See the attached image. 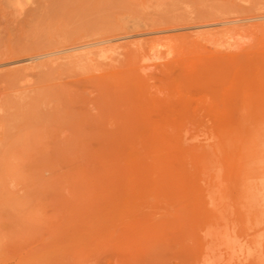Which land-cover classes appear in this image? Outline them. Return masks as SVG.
Here are the masks:
<instances>
[{"label": "rangeland", "instance_id": "obj_1", "mask_svg": "<svg viewBox=\"0 0 264 264\" xmlns=\"http://www.w3.org/2000/svg\"><path fill=\"white\" fill-rule=\"evenodd\" d=\"M40 1L0 0V264H204L225 225L264 264V0Z\"/></svg>", "mask_w": 264, "mask_h": 264}, {"label": "bare ground", "instance_id": "obj_2", "mask_svg": "<svg viewBox=\"0 0 264 264\" xmlns=\"http://www.w3.org/2000/svg\"><path fill=\"white\" fill-rule=\"evenodd\" d=\"M39 1V0H38ZM43 0H41L40 2H42ZM47 1V0H46ZM45 1V2H46ZM57 1V0H56ZM55 1V2H56ZM99 1V0H98ZM102 1L103 0H101V3L99 4V6H102V5H104L103 3H102ZM44 2V3H45ZM54 2V1H53ZM65 2V1H64ZM64 2H60V6H62L63 5V3ZM67 2H68V5L69 4H71V5H69V6H73V2L74 1H72V0H67ZM66 2V3H67ZM70 2H72V3H70ZM75 2H78V1H76L75 0ZM74 2V3H75ZM84 2L86 3V1L84 0ZM100 2V1H99ZM47 3V2H46ZM61 3H62V5H61ZM84 3V4H85ZM88 3H90V2H88ZM58 4H59V2H58ZM102 4V5H101ZM52 5V4H51ZM55 5V4H54ZM64 5H66L65 3H64ZM63 5V6H64ZM39 6V5H38ZM45 6V5H44ZM60 6H56V8H60V10L58 9V12H61V9H62V7H60ZM68 6V7H69ZM87 6H89V4L87 5ZM53 7V6H52ZM90 7V6H89ZM88 7V8H89ZM96 7H98V6H96ZM95 7V9H93V10H95V12H96V10L98 9V8H96ZM19 8V7H18ZM56 8L54 9V11L57 13V10H56ZM64 8H66V6L64 7ZM78 8V7H77ZM102 9V7H99V10H101ZM104 11H105V6H104ZM83 10H85V13L83 14V13H81V17H80V19H83V24L84 23H86V27L88 28H93V31H94V27L92 26L94 23H97V26L100 28H104V26H103V24H105V20H104V18H103V16L105 15V12L104 11H100V13H102V12H104V14L103 15H99L98 16V14H95V12H93V11H90V12H88L89 10L87 9H83ZM63 11V10H62ZM73 11V10H72ZM77 11V10H76ZM78 11H79V9H78ZM45 12V11H44ZM49 12V11H48ZM70 12H71V10L69 11V12H66V14H70ZM87 12V13H86ZM46 13V12H45ZM91 13H93V16H92V14ZM59 14V15H58ZM57 15L58 16H60L61 15V13H58ZM63 15H65L66 16V18H68L67 17V15L66 14H64V13H62ZM84 15V17L82 18V16ZM87 14L89 15V16H87ZM91 14V15H90ZM63 15L61 16V19H62V17H63ZM96 15V16H95ZM50 16V15H49ZM52 16V15H51ZM73 16V15H72ZM85 16H87V18L85 17ZM90 16H92V17H90ZM95 16V17H94ZM89 17V18H88ZM52 18H54V17H52ZM64 18V17H63ZM66 18H64V19H66ZM85 18H86V20H85ZM71 21L72 20H74V18L72 19V18H69ZM68 19V20H69ZM52 20V19H51ZM63 20V19H62ZM67 20V19H66ZM67 20V21H68ZM97 20V21H96ZM60 22H61V20H59ZM66 21V22H67ZM67 22V24L69 23H72V22ZM86 21V22H85ZM236 20H231V21H226L225 23H231V22H235ZM50 22H52V21H50ZM64 22H65V20H64ZM81 22V21H80ZM82 23V22H81ZM81 23H79L78 22V24H76V23H73V25L74 24H76L77 25V27L78 26H81V27H85V26H83V25H80ZM98 23H99V25H98ZM54 24V23H53ZM67 25V28H68V26H70V25ZM223 24V23H222ZM51 25V24H50ZM72 24H71V26H73ZM210 25V24H209ZM76 26H74V28H75ZM96 27V26H95ZM98 27H97V30H98ZM70 28V27H69ZM68 28V29H69ZM72 29H73V27H71ZM101 28L99 29V30H101ZM60 29V28H59ZM62 31H60V32H63V29H61ZM65 30H66V27H65ZM75 30H77V31H75ZM74 31H75V34L78 32H80L81 31V29H79V27H78V29L76 28ZM80 30V31H79ZM227 30V29H226ZM69 30H66V32H68ZM73 31V30H72ZM84 33H85V35L89 32L88 31V29L86 30V32L84 31V29L82 30ZM229 31V30H228ZM241 31V30H240ZM70 32H71V30H70ZM231 32H232V30H231ZM239 32V31H238ZM77 33V34H78ZM90 33L92 34V31H90ZM217 33V32H216ZM233 33V32H232ZM243 33V32H242ZM67 34V33H66ZM69 34V33H68ZM71 34V33H70ZM73 34V33H72ZM89 34V33H88ZM237 34V33H236ZM235 34V32H234V34L233 35H229V38L232 40V42H231V40H230V44H228V45H225L226 43H224V48L225 47H227V46H229V49H232V48H240L241 47V42L242 41H240L239 39H241L238 35H236ZM244 34V33H243ZM100 35V34H99ZM240 35V34H239ZM77 36V35H76ZM82 36V35H81ZM223 36V35H222ZM227 36H228V33H227ZM72 37V36H71ZM92 37V36H91ZM98 37V36H97ZM215 37V36H214ZM221 37V36H220ZM224 37H225V35H224ZM239 37V38H238ZM244 37V36H243ZM80 38V37H79ZM83 38V37H82ZM218 38V37H217ZM228 38V37H227ZM222 39V38H221ZM245 39V38H244ZM244 39H243V42L242 43H244L245 41H244ZM81 40V39H80ZM220 40V39H219ZM225 40H227V39H225ZM217 41V40H216ZM222 41H224L223 39H222ZM78 42V41H77ZM104 42H106L104 39H103V36H102V34H101V36L99 37V38H97V39H93L92 41H88L87 43L85 42V47L86 46H95V45H102ZM221 42V41H220ZM225 42V41H224ZM227 42V43H228ZM211 43V42H210ZM219 43V42H218ZM105 44V43H104ZM217 44V43H216ZM222 43H220V45H221ZM245 44V43H244ZM75 45H77V44H75ZM83 45V44H82ZM81 45V46H82ZM215 45V44H214ZM220 45H218V46H220ZM223 45V44H222ZM73 46V45H72ZM80 46V47H81ZM217 46V45H216ZM74 47V46H73ZM75 47H78V46H75ZM83 47H84V45H83ZM83 47H81V48H83ZM222 47V46H221ZM230 47H232V48H230ZM248 47V46H247ZM73 49H75V48H73ZM219 49V48H218ZM228 49V48H227ZM241 49V48H240ZM67 50H69V49H67ZM102 50H103V48H102ZM95 51V50H94ZM97 51V50H96ZM57 51H55V54H57V53H59L60 51H58L57 53H56ZM98 52V51H97ZM223 52V51H222ZM48 53V52H47ZM54 53V52H53ZM52 53V54H53ZM160 53V52H159ZM51 53H48V54H45V55H50ZM163 54V53H162ZM101 54H99L98 56H100ZM103 55H104V53H103ZM39 57V56H38ZM42 57V56H41ZM87 57V56H86ZM102 58V57H101ZM89 59V58H88ZM97 59H99L98 57H97ZM90 61V60H89ZM98 61V60H97ZM253 133V132H252ZM212 170V169H211ZM212 182V181H211ZM261 185V184H260ZM215 202V201H214ZM211 205H212V203H211ZM233 216V215H232ZM220 218H224V215L222 214V216L220 217ZM233 219V218H232ZM195 220V219H194ZM223 220H225V219H223ZM214 222V221H213ZM227 226L225 225V226H223V228H225L224 229V231H223V233H221L220 231H218V230H211V231H209L208 233H206V237H207V240H206V244H207V247H206V250H205V253L204 254H202V256H205L204 257V264H252L253 262H254V250L249 246V245H247L246 244V242L245 241H242L241 242V240H239V241H237V240H235L234 238H233V236H232V230H231V227H230V229L227 227ZM192 230V229H191ZM195 234V233H194ZM194 236V235H193ZM235 236V235H234ZM195 237V236H194ZM195 240H197L196 238H195ZM201 240V239H200ZM195 242V241H194ZM198 242V241H197ZM195 249V248H194ZM196 249H197V247H196Z\"/></svg>", "mask_w": 264, "mask_h": 264}]
</instances>
